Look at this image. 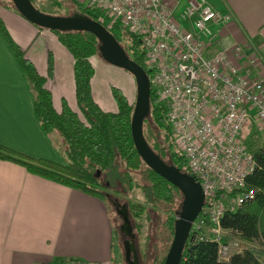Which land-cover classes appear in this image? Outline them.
Masks as SVG:
<instances>
[{
    "label": "trees",
    "instance_id": "1",
    "mask_svg": "<svg viewBox=\"0 0 264 264\" xmlns=\"http://www.w3.org/2000/svg\"><path fill=\"white\" fill-rule=\"evenodd\" d=\"M1 3L19 12L11 0ZM74 12L104 26L109 21L108 17L87 5H75ZM106 28L123 47L126 56L142 67L151 79L153 68L148 64L140 37L119 22ZM0 30L28 83L34 115L44 134L63 156V161L35 158L2 144L0 159L17 163L31 174L81 191L107 205L112 203L109 199V192H112L117 201L125 205L129 220L135 224L137 231L140 230L137 221L143 216L148 220L155 218L163 239L170 244L183 196L175 186L150 169L138 155L131 135L135 101L129 102L117 89L112 92L117 103L114 111L104 110L94 100L91 81L95 69L91 59L100 56L98 39L84 31L51 30L73 58L76 109L63 103L62 109L58 111L46 87V76L38 73L24 51L11 40L1 21ZM48 73H51V66L48 67ZM167 113V105L159 100L151 86L149 110L143 122L144 137L149 147L164 162L167 159V164L192 176L184 156L173 142ZM245 144L253 156L255 168L246 176L244 187L239 192L252 191L254 198L234 211H227L221 218V226L229 232L223 242L227 243L231 237L240 240L241 252L221 260L216 243L199 240L191 233L179 264H264V145L253 136L247 137ZM134 190H139L142 200L121 199V195H129ZM254 241H259L260 247L246 245ZM167 250L157 254L153 264H163Z\"/></svg>",
    "mask_w": 264,
    "mask_h": 264
},
{
    "label": "built area",
    "instance_id": "2",
    "mask_svg": "<svg viewBox=\"0 0 264 264\" xmlns=\"http://www.w3.org/2000/svg\"><path fill=\"white\" fill-rule=\"evenodd\" d=\"M83 1L108 17L105 27L119 22L140 37L153 68L150 85L168 107L173 142L205 198L190 234L216 243L221 260L241 252L238 239L223 242L229 232L221 218L254 198L239 191L255 168L245 144L250 127L264 129V77L251 71L260 63L255 54L222 38L231 14L209 0ZM62 264L91 263L70 258Z\"/></svg>",
    "mask_w": 264,
    "mask_h": 264
},
{
    "label": "crops",
    "instance_id": "3",
    "mask_svg": "<svg viewBox=\"0 0 264 264\" xmlns=\"http://www.w3.org/2000/svg\"><path fill=\"white\" fill-rule=\"evenodd\" d=\"M62 1L73 8L85 5L83 0ZM209 1L232 16V22L222 30L226 43L241 44L253 54L254 48L264 51V0ZM0 21L38 73L46 76L55 109H62V89L61 97L57 98L55 90L62 85V78H66L67 86L72 89L68 90L69 106L75 110L73 58L57 36L49 29L38 28L2 3ZM95 59L98 58L91 59L92 64ZM242 66L246 68L247 63L243 62ZM252 72L264 77L260 64ZM0 144L35 158L63 161L34 115L30 88L1 30ZM113 228L104 201L0 159V264H57L70 258L111 264Z\"/></svg>",
    "mask_w": 264,
    "mask_h": 264
},
{
    "label": "water",
    "instance_id": "4",
    "mask_svg": "<svg viewBox=\"0 0 264 264\" xmlns=\"http://www.w3.org/2000/svg\"><path fill=\"white\" fill-rule=\"evenodd\" d=\"M19 13L32 24L49 30L84 31L93 34L99 41V53L103 60L129 72L135 79L136 98L131 119V135L138 155L155 173L175 186L182 194V206L174 223V234L163 264H179L192 223L204 205V195L194 176L181 172L164 162L149 147L144 134L143 122L149 110L150 79L146 71L128 58L123 47L108 29L97 21L78 13L71 17L50 16L42 13L30 0H11ZM118 214L122 217L120 230L127 239L124 241L125 259L128 264H139L134 245L135 234L125 206Z\"/></svg>",
    "mask_w": 264,
    "mask_h": 264
},
{
    "label": "rangeland",
    "instance_id": "5",
    "mask_svg": "<svg viewBox=\"0 0 264 264\" xmlns=\"http://www.w3.org/2000/svg\"><path fill=\"white\" fill-rule=\"evenodd\" d=\"M9 0H0L1 2L8 3ZM31 3L44 14L50 16H59V17H71L75 14L73 11L74 8L71 4L63 2L62 0H30ZM83 6V5H81ZM254 53L259 60L260 66L264 68V51L262 52L258 48H254ZM25 55V53H24ZM50 57V53L49 56ZM95 58L97 60L93 62L95 69V75L92 79L91 92L94 100L100 104L102 108L107 111H114L117 108L116 100L113 96V89L121 91L129 100V102L135 101L136 96V84L134 77L127 71L112 65L111 63L100 59L101 56L97 55ZM51 61V59L49 60ZM49 66V62H48ZM259 66L251 68V71H256ZM63 72V71H62ZM66 78H62V85L58 87V90H55V97H61L60 91L62 89V105L63 103L68 106L71 103V100L68 97L69 92L72 90L71 86L68 87ZM70 107V106H69ZM155 129V128H154ZM157 131V130H155ZM257 137L260 142L264 145V130L261 126L257 124H252L250 131L248 132L247 137ZM166 163L167 159L165 160ZM110 202L107 207L110 213V217L113 223V227L116 231L114 237L113 253H112V263L111 264H128L125 259V250H124V241L127 237L120 230V225L122 224V217L118 214V210L124 204H121L117 201V197L112 193ZM121 199H130V200H142L141 193L139 190H134L129 195H121ZM125 206V205H124ZM181 209V208H180ZM180 211V210H179ZM140 230L137 231L134 223H131L133 233L135 234L134 245L137 254V259L139 264H153V259L157 254H161L165 249H169L170 244L167 240L163 239L160 232L158 220L153 218L148 220L146 216H143L142 219L137 221ZM240 241V240H239ZM241 242V241H240ZM169 244V247H168ZM248 246L260 247L259 241H254L251 243H246ZM242 249V247H241ZM168 252V250H167ZM167 254V253H166Z\"/></svg>",
    "mask_w": 264,
    "mask_h": 264
}]
</instances>
